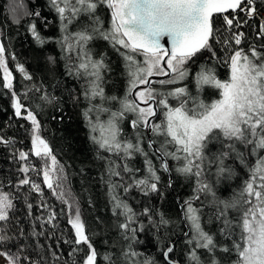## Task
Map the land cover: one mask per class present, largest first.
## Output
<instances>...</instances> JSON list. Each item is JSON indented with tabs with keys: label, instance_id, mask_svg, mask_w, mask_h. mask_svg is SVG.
Listing matches in <instances>:
<instances>
[{
	"label": "snow or ice",
	"instance_id": "obj_1",
	"mask_svg": "<svg viewBox=\"0 0 264 264\" xmlns=\"http://www.w3.org/2000/svg\"><path fill=\"white\" fill-rule=\"evenodd\" d=\"M49 3L58 14L62 30L65 32L67 26L81 16L90 21L84 30L65 35L62 48L69 54L68 60L75 61L69 65V75L85 80L82 96L90 104L84 113L85 116L91 122L90 112L108 113L106 121L97 119L92 127L93 132L99 131L98 137L95 135L92 137L98 147L114 154L122 162L134 154L147 157L139 133L136 134L135 143L132 140L121 139L123 130L120 122L126 113H132L136 118L130 121L131 127L144 128L164 137L165 147L173 145L174 148L172 151H164L162 157L167 156L174 161L182 162L176 171L185 176L196 177L197 186L193 197L182 205L192 232L191 238L187 240L191 246L188 252L189 264H203L198 250H204L211 257L210 264H220L215 255L217 251L226 253L229 257L235 253V259L231 260V264H264V52L257 51L255 47L251 48L250 52L233 47L241 45L244 38L243 32L233 30L240 27L238 17L229 18L224 15L226 28L223 32L213 24L214 14H224L230 10L235 12L239 9L249 16L256 15L255 0H49ZM102 6L110 10V25L107 28L97 15V9ZM15 11L16 9H13V12ZM25 14L40 16L38 11ZM15 22L19 23V19ZM30 30L39 43L45 42L35 23L31 24ZM260 34L264 35V22L260 25ZM97 37L108 41L122 56L128 76L127 93L131 95L134 92L145 106L142 107L135 99L129 100L127 96L123 99L105 96L102 85L104 73L109 70L108 65L103 56L95 58L86 50L87 43ZM165 37L170 40L171 47L161 43ZM215 44H219L224 50L222 63L230 69L228 78L221 80L213 68H201L196 74V84L198 91L206 85L216 89L218 99L206 103L198 96H192L186 86L175 87L167 92H159L151 87L154 81L150 78L153 76H171L166 80L155 81L160 85L177 84L186 79L189 75L186 64L202 52L207 51L216 59ZM5 51L4 44L0 42V67L3 68L4 87L12 89V74L5 60ZM17 67L24 73L26 79H31L22 65ZM141 85L147 87L140 88ZM170 97L177 102L176 106L169 104ZM43 99L49 100L47 96ZM94 100H99L100 103L91 104ZM106 101L118 102L119 109L111 111L102 107ZM13 108L15 115L20 117L24 105L19 97L15 98ZM161 108L164 109L163 120L153 123L158 109ZM26 119L31 121L34 154L45 161L42 169L44 183L67 206L68 224L74 232V238L71 241L64 240L63 243L75 245L69 253L70 256L82 251L80 246H86L88 251L80 264H97V251L86 230L80 208L75 202H70L66 192L62 190L63 168L59 166L47 141L40 136L41 125L32 110H26ZM212 140L221 141L226 149L215 157L218 176L225 172L231 174L232 170L224 166V160L230 155L248 170V179L244 181L241 193L232 200L216 201L215 194L211 193V187L201 179L206 159L204 149ZM0 143L8 145L13 141L0 136ZM153 144L154 141L150 140L148 147H152ZM237 145L245 149L247 155L245 151H240ZM28 155L27 152H19V160L26 161ZM249 157L254 158L251 164ZM108 163L107 173L110 177H120L121 169L125 173L133 171L127 163L117 164L112 161ZM145 163L149 178L134 180V185L141 188L146 195L148 193L162 195L159 187L160 176L150 160L146 159ZM161 168L169 171L167 160L161 163ZM30 170L40 171L34 166L30 168L27 164L21 169L25 174ZM19 185H29L31 190L43 194L40 185L27 176L19 181ZM118 186L110 185L111 191L115 192ZM127 190L124 188V191ZM200 193L212 194L215 218L221 225L219 235L225 240L231 239V247L228 244L219 245L215 234L205 230L200 209L194 207L192 203L193 200H200ZM112 201L113 213L119 212L126 220L119 227L134 233L136 230L129 228V222L135 216L132 208L116 195H112ZM27 207L31 209L32 205L28 204ZM40 207L48 206L41 204ZM13 208L11 194L0 190V222L9 221ZM233 211L239 213L238 218L230 217L229 213ZM149 213L150 209L145 208L144 215L151 221ZM38 220L41 222V228L45 224L52 228L57 227L55 224L57 213L51 208L48 209L46 217H38ZM168 223L163 214H159V224L166 226ZM31 235L39 237L43 236L44 232L34 229ZM10 239L5 228L0 227V243ZM59 243L60 240H57V246ZM38 247L44 248L39 244ZM47 251L53 262L61 260L58 251L53 250L51 246ZM173 251L174 246L171 244L161 249L166 264H178L170 256ZM124 255L131 257L137 253L132 251ZM0 256H6L8 264H19L18 256L10 255L8 252H0ZM104 259L111 261V256L105 255ZM43 260L42 256L32 264H43ZM73 264L76 262L73 261ZM144 264H155V261L145 260Z\"/></svg>",
	"mask_w": 264,
	"mask_h": 264
},
{
	"label": "trees",
	"instance_id": "obj_2",
	"mask_svg": "<svg viewBox=\"0 0 264 264\" xmlns=\"http://www.w3.org/2000/svg\"><path fill=\"white\" fill-rule=\"evenodd\" d=\"M260 5V3H258ZM13 9H16L13 12ZM39 12L40 16L26 15L28 12ZM231 16H235L230 11ZM97 15L107 28L110 25V10L106 6L97 9ZM223 14H214V27L223 32L226 25ZM240 27L234 31L244 33V38L236 48H243L245 52L255 47L257 51L264 52V35L260 34L261 21L257 16H248L245 12L237 11ZM19 19V23L15 21ZM246 21V22H245ZM35 23L37 31L44 39L39 43L31 34L30 26ZM90 21L81 16L67 26V32L62 30V22L58 14L51 7L49 0H0V41L5 46V60L12 74L13 88L4 87L3 68L0 67V136L13 143L5 145L0 143V190L11 194L14 208L10 211L8 222H0L5 228L10 240L0 243V247L10 255L19 257V264H32L44 257L43 264H80L87 254V247L80 246L83 250L70 256L73 244H65L64 240L71 241L74 232L68 224L67 206L57 198V195L48 189L44 183L42 169L45 161L34 154L32 146L31 121L26 119V110L34 112L40 122V136L47 141L56 156L59 166L63 168L62 190L66 192L70 202L78 204L86 230L97 251V264H144L145 260H154L155 264H166L161 249L169 244L174 246L171 258L178 264H189L188 252L190 245L187 240L192 232L189 222L185 218V209L182 205L193 197L196 188V177L185 176L176 171L182 162L174 161L167 157L173 180L169 172L161 168L162 158L157 150L148 147V142L153 140L157 148L164 151H172L174 146L165 147L162 136L153 134L151 131L139 128L133 129L130 121L135 119L132 113H126L120 122L122 128L121 139L132 140L135 143L136 134L139 133L143 141V149L148 155L134 154L126 161L119 160L114 154L100 149L92 137L99 136V131H92L93 125L99 121H106L108 113L92 111L85 116V111L90 107L89 101L82 96L85 80L69 75V65L75 61L68 60V53L62 48L65 35L84 30ZM216 59L207 51L198 54L186 64L189 75L183 81L172 85H160L155 81L171 78L152 79L151 87L159 92H167L175 87L186 86L192 96H198L206 103L218 99V92L210 86H204L200 91L197 89L196 74L201 68H213L216 75L221 79H227L230 69L222 63L224 50L219 44L214 45ZM86 50L95 58L103 56L108 69L103 76V88L105 96H115L129 100L135 99L133 94L128 95V76L122 56L111 46L108 41L99 37L89 41ZM74 55V54H73ZM17 65H22L31 79H26L24 73L19 71ZM15 93V96H13ZM47 96L49 100L43 99ZM16 97L24 105L22 115L17 117L13 108ZM76 97L77 99H74ZM159 98V97H158ZM94 100L91 104H99ZM176 101L169 98V104L176 106ZM102 107L111 111L119 109L118 102L106 101ZM164 109H159L153 123L163 120ZM227 143V142H224ZM240 151H245L237 145ZM219 140H212L204 149L206 157L201 179L211 187V193L215 194V200H232L239 196L248 179V170L235 160L231 155L224 160V166L231 169V174L225 172L217 175L215 157L225 151ZM27 152L26 161L19 160V152ZM150 160L152 166L160 176L159 187L162 195L145 192L134 185V180L149 178L145 160ZM108 161L117 164L127 163L133 169L131 173H125L121 169V176L110 177L107 173ZM211 161V163H209ZM254 158L249 157V164ZM27 164L40 171L23 173L22 167ZM139 171H136V170ZM29 177L33 182L40 185L43 194L31 190L29 185H19V181ZM169 181L171 183L169 184ZM110 185H119L115 192L111 191ZM129 185H132L129 187ZM127 188V191H124ZM211 193H200V200H193V206L200 209L202 222L205 230L215 234L219 245L228 244L231 247V239L225 240L219 235L220 223L215 218V203ZM112 195L132 208L135 213L134 219L129 222V228L135 229L133 233L119 227L125 223V217L119 212L113 213ZM28 204L32 208L27 207ZM46 204L47 208H41ZM57 213L56 228L43 225L38 217H46L48 209ZM149 208L151 221L144 215V209ZM63 210V211H62ZM169 221L164 226L159 224V214ZM230 217H237L239 213L233 211ZM141 228L143 230H141ZM43 231L44 235L33 237V230ZM23 232V235H21ZM187 234V235H186ZM239 232L237 230L236 235ZM235 238V237H233ZM60 240L57 246L56 241ZM43 245L44 248L38 247ZM51 246L58 251L61 260L53 262L47 251ZM134 251L136 256H125V253ZM203 264H210L211 257L204 251L198 250ZM111 256V261L105 260L104 256ZM216 259L220 264H231L235 259V253L229 257L226 253L217 251Z\"/></svg>",
	"mask_w": 264,
	"mask_h": 264
},
{
	"label": "water",
	"instance_id": "obj_3",
	"mask_svg": "<svg viewBox=\"0 0 264 264\" xmlns=\"http://www.w3.org/2000/svg\"><path fill=\"white\" fill-rule=\"evenodd\" d=\"M231 11V10H230ZM229 11V12H230ZM161 43H164L165 44V46L166 47H171V42H170V40H168V38L167 37H165L162 41H161ZM162 79V78H165L164 76H153V77H151L150 79L152 80V79ZM141 87H146L145 85H141L140 86V88ZM138 90V89H137ZM133 96H134V98H135V100H137V102L138 103H141V105H143V103L142 102H140L139 101V99L135 96V93L133 92ZM158 112H159V109H158V111H157V114H158ZM151 141H153V140H151ZM153 146H154V148L157 150V152H158V154H159V156L162 158V160L164 161V160H167V157L166 156H163L162 157V151H160L158 148H157V146L155 145V143L153 144ZM167 162H168V160H167ZM169 164V163H168ZM169 174H170V177H171V179L173 180V172L171 171V169H170V166H169Z\"/></svg>",
	"mask_w": 264,
	"mask_h": 264
},
{
	"label": "built area",
	"instance_id": "obj_4",
	"mask_svg": "<svg viewBox=\"0 0 264 264\" xmlns=\"http://www.w3.org/2000/svg\"><path fill=\"white\" fill-rule=\"evenodd\" d=\"M260 3V5H258ZM255 7L257 8V14L252 16H257L261 22H264V0H255ZM239 10V9H238ZM234 12V15L237 16V11ZM223 15H227L229 18L232 16L228 13H224ZM249 16V15H248ZM239 32V31H237Z\"/></svg>",
	"mask_w": 264,
	"mask_h": 264
},
{
	"label": "rangeland",
	"instance_id": "obj_5",
	"mask_svg": "<svg viewBox=\"0 0 264 264\" xmlns=\"http://www.w3.org/2000/svg\"><path fill=\"white\" fill-rule=\"evenodd\" d=\"M141 88H144V87H141ZM141 106L143 107L145 105H141ZM49 163H50V161H49ZM0 227H1V223H0ZM0 252H5V251L0 247ZM0 264H8V260H7V257L6 256H0Z\"/></svg>",
	"mask_w": 264,
	"mask_h": 264
}]
</instances>
